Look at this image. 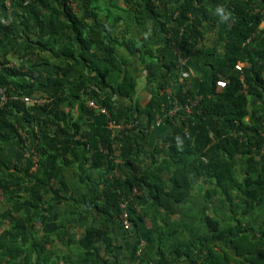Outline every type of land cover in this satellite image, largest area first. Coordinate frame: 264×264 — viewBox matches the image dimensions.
<instances>
[{
  "label": "trees",
  "instance_id": "1",
  "mask_svg": "<svg viewBox=\"0 0 264 264\" xmlns=\"http://www.w3.org/2000/svg\"><path fill=\"white\" fill-rule=\"evenodd\" d=\"M6 1L0 264H125L116 229L126 233L121 205L135 189L132 233L140 223L149 228L129 264H170L167 257L172 264H264V26L257 11L264 0H136L131 12L114 0H11L10 11ZM127 15V22L158 18L163 52L203 58L210 70L204 98L190 113L167 116L161 142L147 153L179 61L112 37L109 26ZM122 47L142 52L151 89L144 107ZM10 56L22 64L10 65ZM93 85L110 117L89 108ZM174 93L183 104L196 98L182 85ZM112 120L139 125L113 135ZM143 188L152 202L137 208Z\"/></svg>",
  "mask_w": 264,
  "mask_h": 264
},
{
  "label": "crops",
  "instance_id": "2",
  "mask_svg": "<svg viewBox=\"0 0 264 264\" xmlns=\"http://www.w3.org/2000/svg\"><path fill=\"white\" fill-rule=\"evenodd\" d=\"M120 1V3H119ZM124 2L128 1L129 4H122L121 0H114L115 3H117L119 6L124 7L127 9V11L131 12L132 10H135L136 0H123ZM73 6L77 12H80V9L82 6H79L76 2L73 3ZM79 6V7H78ZM11 9V8H10ZM9 9V11H10ZM143 9V8H142ZM145 10V9H144ZM8 11L9 19H11V13ZM12 11V10H11ZM122 13V11H120ZM10 14V15H9ZM160 19V18H159ZM123 22L117 23V25L109 26V30L111 33V36L114 38H123L122 36H129V38H126L124 41L125 43H128L129 41L133 44L134 48H140L139 45L142 43L148 44V46L152 47L154 50V55H162L165 54L167 59L169 60L172 57L174 59H177V56L175 54V51L172 52H163V36L161 33L160 23L158 18H154L152 21L148 23H140V21H137L136 17H133V20H131L130 23H134L133 29L129 30L130 26H126L125 24H122ZM125 38V37H124ZM209 38H211V43H219L220 41L217 40V38H213L212 34H209ZM106 46V45H105ZM136 49V50H137ZM100 54L102 53V50L99 49ZM118 52L121 56L124 58H130V61L132 62V72L136 75L138 79V88H137V94L135 96V101H137L141 107L146 106L150 98H144L147 95H150L151 89L146 81L145 72L143 71V67L141 66V61L143 60V55L141 51H128L126 49L119 48ZM136 52V53H135ZM17 54H14L16 56ZM11 60H17L15 57L10 56ZM17 57V56H16ZM21 61V60H20ZM22 62V61H21ZM205 60L203 58H195L190 57L186 60V62H179V65L175 69L174 75L170 79L169 87L172 91L171 93V102H175L177 107H181V102L179 99L174 97V89L178 88L180 85H182V81H186L188 85L190 86V90L194 91L196 94V97L199 98V100L204 98V95L206 93V90L210 88V70L209 68L204 64ZM16 65V64H15ZM166 98V104L162 105V108L165 109V111H168L171 106H169V100H168V94L165 93ZM145 103V104H144ZM164 121L161 126L156 127L152 132L153 134L150 136L148 143L146 144L145 151L150 152L151 149L155 144H158L162 140V135L164 132L165 123ZM155 131V132H154ZM147 156V155H146ZM140 159L142 162H147L148 159L145 156H141ZM197 188V187H196ZM142 197L137 203V208H146L151 204L152 196L150 194V191L146 188H143L142 190ZM177 218V214L174 215V218ZM149 228V224L147 223H140L138 230L134 233L127 234L124 233L121 229H116V238H117V256L120 261H123L125 264H129V259L132 254V250L135 247V244L142 240L143 246L146 244V241H144V237L147 235ZM173 240H171L170 243H172ZM62 249V248H61ZM168 253V252H167ZM167 260L170 264L175 263L174 258L167 257Z\"/></svg>",
  "mask_w": 264,
  "mask_h": 264
},
{
  "label": "built area",
  "instance_id": "3",
  "mask_svg": "<svg viewBox=\"0 0 264 264\" xmlns=\"http://www.w3.org/2000/svg\"><path fill=\"white\" fill-rule=\"evenodd\" d=\"M7 7L9 8L11 6V0H7ZM259 12H261L263 19H262V26H264V10H257ZM11 22V19L8 21ZM175 54L177 56V59L180 63L182 62H186V59L181 57V51L180 50H175ZM2 58L0 56V63L2 62ZM11 65V64H10ZM243 65H238L236 66V69L238 70H242ZM182 86L184 87V89L187 91L188 89H190V86L186 83V81H182ZM217 86L219 88H225L226 87V82L223 80H219L217 82ZM91 90L94 92L95 96L91 99L88 100V106L90 109L96 111V113H102L107 115L108 117H110L108 110L106 107L103 106V93L100 89V87H98L97 85H93L91 86ZM171 89L167 88L166 90V94H168V100H169V106H171V108L168 111H165V109L161 108L162 110V114L164 116H158L155 119L154 124L151 126L150 130L155 129L156 127L161 126V124L164 123L165 119L167 116L172 117L174 115H176L178 113V111H182L183 113H190L192 110H194V108L197 106L198 104V100L199 98H189L187 103L183 104V102L176 96L174 95V97H176L177 99H179V101L182 103L181 107H177L175 102H171ZM0 94H1V102H0V107L6 103L8 101V97L6 95L5 89H1L0 90ZM24 101L27 103H31V104H38L41 105L43 103H45V101L43 99L40 98H24ZM139 125V121H136L134 123H127V124H118L116 121H110L109 122V129L110 131L113 133V135H117L120 134L121 136H124L123 132L124 131H131L134 127ZM139 194V191L137 189H135L133 191L132 194H129L128 197H126L121 205V215H120V222L121 225L124 229V231L127 234H131L132 230H133V225H132V221L130 219V209L128 207V205L131 203L132 200H134V197L137 196ZM143 246V244H142Z\"/></svg>",
  "mask_w": 264,
  "mask_h": 264
},
{
  "label": "rangeland",
  "instance_id": "4",
  "mask_svg": "<svg viewBox=\"0 0 264 264\" xmlns=\"http://www.w3.org/2000/svg\"><path fill=\"white\" fill-rule=\"evenodd\" d=\"M10 1V0H9ZM118 1V0H117ZM119 3H120V1H119ZM121 3L123 4H125V2L123 1V0H121ZM6 4H7V2H6ZM7 6V5H6ZM100 7L101 8H103L104 9V7H106V5L101 1V5H100ZM11 8V6L9 7V9ZM113 8V7H112ZM113 11L115 12V9L113 8ZM116 13V12H115ZM121 13V12H120ZM125 19L126 20H123V23L122 24H125L126 26H130L129 27V30H127V31H130L131 29H133V25H134V23H130V22H127V20H129L128 19V15L125 17ZM123 38H121V41H125L126 40V38H129V36H122ZM125 37V38H124ZM9 64H16V65H20V64H22V62L20 61V60H10V63ZM184 81V80H183ZM187 83V82H186ZM188 84V83H187ZM145 99L146 98H150V95H147L146 97H144ZM145 104V103H144ZM73 181H74V179H73ZM2 196L0 195V203H2ZM3 204V203H2Z\"/></svg>",
  "mask_w": 264,
  "mask_h": 264
},
{
  "label": "clouds",
  "instance_id": "5",
  "mask_svg": "<svg viewBox=\"0 0 264 264\" xmlns=\"http://www.w3.org/2000/svg\"><path fill=\"white\" fill-rule=\"evenodd\" d=\"M218 13H221V12H223V9L222 8H217V10H216Z\"/></svg>",
  "mask_w": 264,
  "mask_h": 264
}]
</instances>
